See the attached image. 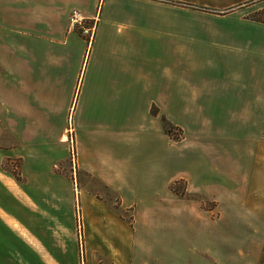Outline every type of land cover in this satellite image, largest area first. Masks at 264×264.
<instances>
[{"label": "crops", "instance_id": "crops-1", "mask_svg": "<svg viewBox=\"0 0 264 264\" xmlns=\"http://www.w3.org/2000/svg\"><path fill=\"white\" fill-rule=\"evenodd\" d=\"M262 11L0 0V264H264ZM204 159L217 177L198 178Z\"/></svg>", "mask_w": 264, "mask_h": 264}, {"label": "rangeland", "instance_id": "rangeland-1", "mask_svg": "<svg viewBox=\"0 0 264 264\" xmlns=\"http://www.w3.org/2000/svg\"><path fill=\"white\" fill-rule=\"evenodd\" d=\"M262 14H264V12ZM79 34L82 36L81 33H79ZM221 113H225V111H220V114ZM218 122L222 126H227L226 120L218 121ZM71 129H72V126H71ZM170 130H171V133L169 135H171L173 140L182 139V137L184 136L183 132L179 128L175 127L174 125H173V127L170 128ZM68 134H69L68 139H69V143H70V155H69V158L67 160V163L70 162L71 167L73 169L74 168V164L76 163L77 156H76V151H75L74 148L73 149H74V152H75V157L73 156V149H72V146H71L72 145V139H73L72 130H69ZM199 160L201 161L202 159L199 158ZM212 165H213V163H211L210 161H209V163H207V161L204 159V162L202 163V166H201V163L199 164V172H196L197 175H198V178H200V177L201 178H212L213 176L215 177L218 174V172H217L216 169H213ZM2 166H3L4 169L9 170L14 176L17 175V176L21 177L20 162H19L18 159L4 161ZM68 167H69L68 164H65V166L60 164V165H58V167H56L55 170L59 174H62V175H65V176H69L71 172H70ZM76 174H77L76 177H78V178L80 177L79 175L82 176V172H77ZM221 178H222V176H221ZM21 179H22V177H21ZM180 183L181 184L176 185L175 188H176V190L178 192H183L184 191V185H183V182H180ZM220 204H221V210L225 212L226 209H227V202L226 201L225 202H221ZM209 205L210 204L207 203L206 207H208ZM222 225L223 226L226 225V219L225 218L221 219V227H222ZM77 226H78L79 230L82 229V225H81V229L79 228L78 220H77Z\"/></svg>", "mask_w": 264, "mask_h": 264}, {"label": "built area", "instance_id": "built-area-1", "mask_svg": "<svg viewBox=\"0 0 264 264\" xmlns=\"http://www.w3.org/2000/svg\"><path fill=\"white\" fill-rule=\"evenodd\" d=\"M91 22L93 23L91 24ZM69 24H70L71 30L79 32L82 34V36L87 37L89 40V43L93 41L94 34H95V28H96L94 19L91 20L85 17V15H83V13L80 10L74 9L72 10L70 18H69ZM73 156L75 157L74 149H73ZM77 220H78L79 228L81 229L82 219L80 215H78Z\"/></svg>", "mask_w": 264, "mask_h": 264}, {"label": "trees", "instance_id": "trees-1", "mask_svg": "<svg viewBox=\"0 0 264 264\" xmlns=\"http://www.w3.org/2000/svg\"><path fill=\"white\" fill-rule=\"evenodd\" d=\"M153 114H158V111L157 109H153ZM163 124H164V129L165 131L170 134L171 133V130L170 128L173 127L172 123L169 122L167 119L163 118ZM175 140H178V139H175ZM15 177L18 179V180H21V177L15 175Z\"/></svg>", "mask_w": 264, "mask_h": 264}]
</instances>
